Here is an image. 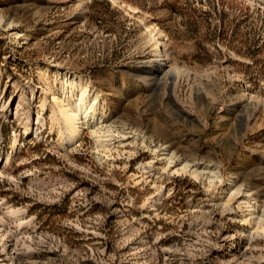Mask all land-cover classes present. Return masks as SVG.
Instances as JSON below:
<instances>
[{
    "label": "rangeland",
    "instance_id": "1",
    "mask_svg": "<svg viewBox=\"0 0 264 264\" xmlns=\"http://www.w3.org/2000/svg\"><path fill=\"white\" fill-rule=\"evenodd\" d=\"M119 1L0 0V264H264V0Z\"/></svg>",
    "mask_w": 264,
    "mask_h": 264
},
{
    "label": "bare ground",
    "instance_id": "2",
    "mask_svg": "<svg viewBox=\"0 0 264 264\" xmlns=\"http://www.w3.org/2000/svg\"><path fill=\"white\" fill-rule=\"evenodd\" d=\"M113 1L120 3L121 7L125 6V3L122 1H119V0H113ZM144 29H145L146 34L149 37L148 40L152 41L154 44V51L158 52L156 54L157 55L159 54V56H163V54L161 53L162 52L161 51L162 41H160L159 38L156 37L155 32L152 31L151 27L148 26V24L144 23ZM159 69H160V66L158 64H155L154 66H152L150 68L149 72L153 73V72L158 71ZM61 73L63 74V72H61ZM64 74L67 76L66 81H64V83L62 85L64 90L67 89V91H68V90L74 89L73 83L77 78H75V80H74V78H72V76L69 78L68 73H64ZM144 74H142V75H144ZM81 80H82L81 78H78L77 82L81 81ZM80 91H82L81 97H80L79 101H77L74 105L72 104L71 99L69 97H65L62 104L57 103L58 104V110L56 113L59 115L57 117L58 122H60L61 124L62 123L65 124L62 127V129L60 128L61 129V132H60L61 138L62 137L69 138V139L73 138L72 142H76L78 140V138H76V137L81 135L82 125H83L84 121H86V123H87L89 117H96L97 116L98 107L101 105L100 94H96L94 100H91V99L88 100L87 96L91 94L89 88L87 86L86 87L82 86V89ZM56 102H58V101H56ZM93 122H95V121L93 120ZM101 122H102V118L97 119L95 124L98 125ZM98 130H99V127L94 126L93 132L95 133V135L97 137L96 138L97 143L103 144L105 142V140H107V141L109 140V139L104 138V137L112 136L110 134L99 135ZM107 131H109V133H110V130H107ZM6 159H8V161H10L11 158H8V156H7Z\"/></svg>",
    "mask_w": 264,
    "mask_h": 264
}]
</instances>
